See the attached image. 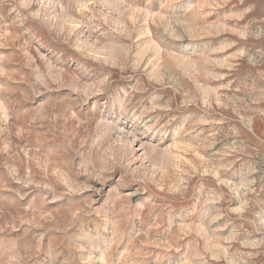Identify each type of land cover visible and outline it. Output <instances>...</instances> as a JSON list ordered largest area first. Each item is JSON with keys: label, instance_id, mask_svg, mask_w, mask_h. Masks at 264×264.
Wrapping results in <instances>:
<instances>
[{"label": "rangeland", "instance_id": "374dc122", "mask_svg": "<svg viewBox=\"0 0 264 264\" xmlns=\"http://www.w3.org/2000/svg\"><path fill=\"white\" fill-rule=\"evenodd\" d=\"M0 264H264V0H0Z\"/></svg>", "mask_w": 264, "mask_h": 264}]
</instances>
